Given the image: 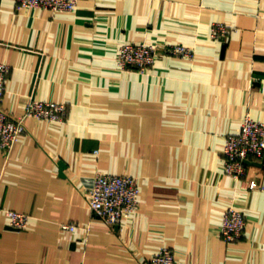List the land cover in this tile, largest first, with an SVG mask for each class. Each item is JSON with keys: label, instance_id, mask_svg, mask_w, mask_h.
Returning <instances> with one entry per match:
<instances>
[{"label": "crops", "instance_id": "obj_1", "mask_svg": "<svg viewBox=\"0 0 264 264\" xmlns=\"http://www.w3.org/2000/svg\"><path fill=\"white\" fill-rule=\"evenodd\" d=\"M125 42L154 44V63L119 67ZM0 62L9 115L64 106L58 120L25 117L0 154V208L31 216L18 230L0 211V264H150L161 246L180 264H264V163L234 177L222 154L245 115L264 124V0H78L69 12L0 0ZM96 173L133 176L137 212L117 225L92 214ZM228 207L246 219L231 242Z\"/></svg>", "mask_w": 264, "mask_h": 264}, {"label": "built area", "instance_id": "obj_2", "mask_svg": "<svg viewBox=\"0 0 264 264\" xmlns=\"http://www.w3.org/2000/svg\"><path fill=\"white\" fill-rule=\"evenodd\" d=\"M78 0H15L17 7H37L53 12L74 11ZM164 53L174 56H190L191 51L181 44H168ZM154 44L144 42H125L117 50L116 62L121 68L143 70L150 67L157 56ZM9 66L0 62V102L4 94ZM64 106L52 101L32 100L24 107L22 117H13L0 108V154L7 155L12 145L21 139L25 117L58 120ZM222 154L223 170L234 177L245 174L246 163L254 158L264 163V124L245 115L236 133L224 137ZM259 188L264 191V179ZM139 187L135 178L129 174L96 173L93 182L84 192L87 209L110 225L120 224L125 217L138 210ZM7 219V224L18 230L27 228L31 216L13 209L0 208ZM246 219L244 214L228 207L222 216L220 234L226 242L238 239L244 232ZM60 228L74 231L78 225L73 222L61 223ZM150 264H180L174 259L171 249L161 246L152 256Z\"/></svg>", "mask_w": 264, "mask_h": 264}, {"label": "water", "instance_id": "obj_3", "mask_svg": "<svg viewBox=\"0 0 264 264\" xmlns=\"http://www.w3.org/2000/svg\"><path fill=\"white\" fill-rule=\"evenodd\" d=\"M248 161H245V163H247ZM58 166H59V170H61V169H63V167H64V164L61 162V161H59L58 162Z\"/></svg>", "mask_w": 264, "mask_h": 264}]
</instances>
